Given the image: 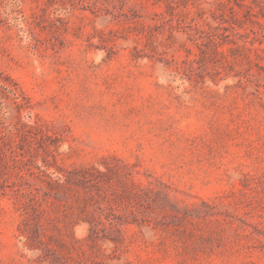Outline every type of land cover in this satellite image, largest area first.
<instances>
[{
  "label": "rangeland",
  "instance_id": "obj_1",
  "mask_svg": "<svg viewBox=\"0 0 264 264\" xmlns=\"http://www.w3.org/2000/svg\"><path fill=\"white\" fill-rule=\"evenodd\" d=\"M0 264H264V0H0Z\"/></svg>",
  "mask_w": 264,
  "mask_h": 264
}]
</instances>
